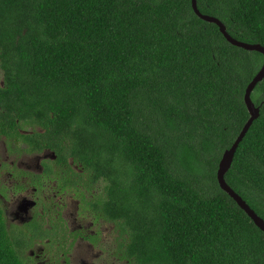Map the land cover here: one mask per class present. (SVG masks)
<instances>
[{"label":"trees","instance_id":"trees-1","mask_svg":"<svg viewBox=\"0 0 264 264\" xmlns=\"http://www.w3.org/2000/svg\"><path fill=\"white\" fill-rule=\"evenodd\" d=\"M196 3L264 48V0ZM262 62L190 0H0L9 110L33 133L12 129L35 150H69L82 201L120 225L126 264H264V234L216 181ZM251 99L259 117L224 179L264 220V79ZM0 264H21L1 216Z\"/></svg>","mask_w":264,"mask_h":264},{"label":"flooded vegetation","instance_id":"flooded-vegetation-1","mask_svg":"<svg viewBox=\"0 0 264 264\" xmlns=\"http://www.w3.org/2000/svg\"><path fill=\"white\" fill-rule=\"evenodd\" d=\"M0 74V216L21 263L126 264L117 251L125 235L120 225L98 217L82 201L86 179L75 176L83 169L73 164L69 150L58 152L43 144L35 150L18 137L32 134L33 127L10 112ZM14 120L18 134L12 129Z\"/></svg>","mask_w":264,"mask_h":264},{"label":"water","instance_id":"water-1","mask_svg":"<svg viewBox=\"0 0 264 264\" xmlns=\"http://www.w3.org/2000/svg\"><path fill=\"white\" fill-rule=\"evenodd\" d=\"M190 4L195 16L206 23L214 24L228 44L233 47L243 49L245 51L258 52L263 56V62L260 69L257 71V73L254 75V77L248 83L244 90L243 103L248 113V119L243 125L241 131L239 132L238 136L236 137L230 148L224 150V152L222 153L216 170V181L220 190L226 193L235 202L237 207L246 214V216L251 220L254 226L264 234V220L260 218L248 206V204L237 193L233 191L231 187H229V185L225 182L224 179L225 174L231 166L235 151L239 143L246 135L253 121H255L259 117V107L255 106V104L253 103L251 99V93L253 92L256 85L264 79V48L259 44H250L234 39L227 33L226 28L222 22H220L215 17L202 14L198 10L196 0H190Z\"/></svg>","mask_w":264,"mask_h":264},{"label":"rangeland","instance_id":"rangeland-1","mask_svg":"<svg viewBox=\"0 0 264 264\" xmlns=\"http://www.w3.org/2000/svg\"><path fill=\"white\" fill-rule=\"evenodd\" d=\"M0 77H1V74H0ZM6 235H7V233H6ZM22 264V263H21Z\"/></svg>","mask_w":264,"mask_h":264}]
</instances>
